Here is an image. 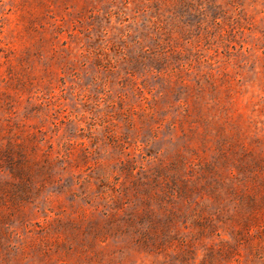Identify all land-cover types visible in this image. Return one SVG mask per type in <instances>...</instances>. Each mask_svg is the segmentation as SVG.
<instances>
[{"label": "rangeland", "instance_id": "obj_1", "mask_svg": "<svg viewBox=\"0 0 264 264\" xmlns=\"http://www.w3.org/2000/svg\"><path fill=\"white\" fill-rule=\"evenodd\" d=\"M0 264H264V0H0Z\"/></svg>", "mask_w": 264, "mask_h": 264}]
</instances>
